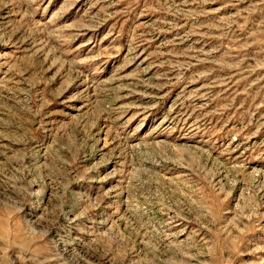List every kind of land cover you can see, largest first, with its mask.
<instances>
[{"label":"rangeland","instance_id":"1","mask_svg":"<svg viewBox=\"0 0 264 264\" xmlns=\"http://www.w3.org/2000/svg\"><path fill=\"white\" fill-rule=\"evenodd\" d=\"M0 264H264V0H0Z\"/></svg>","mask_w":264,"mask_h":264}]
</instances>
